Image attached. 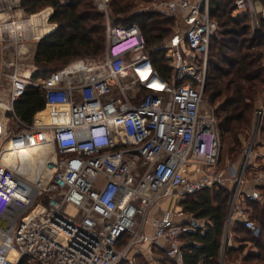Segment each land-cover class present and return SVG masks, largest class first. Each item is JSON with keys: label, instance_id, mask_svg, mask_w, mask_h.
Here are the masks:
<instances>
[{"label": "built area", "instance_id": "2783aa9c", "mask_svg": "<svg viewBox=\"0 0 264 264\" xmlns=\"http://www.w3.org/2000/svg\"><path fill=\"white\" fill-rule=\"evenodd\" d=\"M107 2L94 0L105 18L101 60L67 77L62 69L36 77L0 67V264H136L134 253L147 255L153 246L180 262L196 219L182 206L151 212L166 198L180 203L213 186L231 192L225 232L235 220L259 231L241 186L247 173L264 185V169H250L264 107L254 113L239 165L220 167L217 115L210 104L203 109L210 40L222 29L211 0L157 4L186 25L160 46L171 58L166 77L139 25L110 23ZM232 4V15L245 16L251 31L264 28V0ZM154 78L157 88L150 87ZM27 86L44 97L28 123L14 110ZM96 128L110 130L95 139ZM33 147L34 159L20 157ZM220 264L241 263L222 257Z\"/></svg>", "mask_w": 264, "mask_h": 264}, {"label": "trees", "instance_id": "16d2710c", "mask_svg": "<svg viewBox=\"0 0 264 264\" xmlns=\"http://www.w3.org/2000/svg\"><path fill=\"white\" fill-rule=\"evenodd\" d=\"M92 0H21L29 13L45 5L52 8L50 20L55 29L44 35L37 44L32 75L42 77L60 70L73 60L96 57L105 48V19ZM110 23L136 22L146 39L154 67L162 76H168L170 64L165 49L160 47L169 34L172 17L157 10H135L134 0H108ZM233 0H211V15L222 28L210 40L207 74L203 96L213 106L221 137L220 159L224 150L232 158L241 160L252 125V113L259 93L264 87V28L251 31L245 16H233ZM44 107L42 91L27 86L14 102L16 115L30 122L35 112ZM264 131V119L261 129ZM264 167V166H263ZM264 185L258 186L257 197H247L250 218L258 233L240 221L228 225L225 232L231 192L226 187H209L185 195L180 201L183 209L194 219L209 220L193 223V229L184 236L180 262L160 251V264H219L221 253L226 261L239 260L241 264H264ZM191 224V221L189 222ZM123 235L120 242L126 240ZM231 238V244H227ZM19 264H25L23 260Z\"/></svg>", "mask_w": 264, "mask_h": 264}, {"label": "rangeland", "instance_id": "374dc122", "mask_svg": "<svg viewBox=\"0 0 264 264\" xmlns=\"http://www.w3.org/2000/svg\"><path fill=\"white\" fill-rule=\"evenodd\" d=\"M61 1H66V0H61ZM160 1L162 0H134L135 3L134 9L141 11L157 10L158 12L164 13V15L166 16L172 17L173 22L171 24V30L169 34L161 42L163 44L170 39L171 35L175 31L177 30L182 31L186 27V25H184V22L181 19L180 14L170 16L166 14L164 11L158 9L157 4ZM96 9L102 13V11L99 10L97 7ZM39 13H45V17L43 16L45 19V26L43 30H47L46 32L42 31L41 24L38 23L36 25H33V23L31 22V17L33 16V14L35 15ZM51 13H52V8L49 5H45L41 7L39 10L29 13L25 11L21 6V0H0V67L5 72H10L15 70L26 72L30 70L33 71L34 69H36V65L34 62V54L38 41L44 35L53 31L56 27L55 23L50 20ZM105 43H106V39H105ZM102 56L103 54L96 57H83V58L75 59L72 62L79 60H88L91 62H97L98 60L102 59ZM208 57H209V52H208ZM167 60L170 62L171 58L169 57ZM209 104L210 103L208 102V100L204 97L203 109L205 110L209 109ZM255 105L256 107L252 113V124H253L255 111L259 109L261 106L264 107V87L261 89V92L259 93V98L256 101ZM260 129H258V132L253 135L256 154L253 157L252 161L256 162V164L264 166V131ZM251 132H252V125H251V129L248 132L249 136L247 138V141H243L242 143L244 144V147L247 146L249 138H253ZM238 158L233 159L232 152L224 150V152L222 153V157L220 159V167L225 166L227 164L239 163L241 160H238ZM242 158H243V153H242ZM262 195H264V193ZM172 200L173 199L169 200L167 207H172L173 205ZM142 253L144 254L145 252ZM143 254L140 253L138 255L137 257L138 260L136 259L138 264H149L150 259L147 258L149 259L148 262V260L145 258Z\"/></svg>", "mask_w": 264, "mask_h": 264}, {"label": "crops", "instance_id": "0c3cea01", "mask_svg": "<svg viewBox=\"0 0 264 264\" xmlns=\"http://www.w3.org/2000/svg\"><path fill=\"white\" fill-rule=\"evenodd\" d=\"M38 114H42V113H38ZM251 162H252V164L250 165V167H251L250 169H255V168L264 169L263 165L256 164V162H253V161H251ZM239 163H236L235 165H239ZM218 165L220 166V159H219V164ZM222 167H224V166H222ZM241 190H242L243 194H245V202L246 203H247V197H257L258 196V186L254 185V182L252 181V177L248 173L245 175V180H244L243 185L241 186ZM171 199H173L172 200L173 201L172 207H180L181 206V203H179L178 200H176L175 198H166V199L162 200L160 205L157 206L151 213H156L157 214L158 212H160V208H162V205H163V207H167V204H168L169 200H171ZM260 201H262V199H260ZM247 206H248V204H247ZM207 222H209V220H207V219L205 220L203 218H196V222L195 223L204 224V223H207ZM232 222H234V221H231L228 225L232 224ZM192 228H193V225H192ZM151 230L152 229H151V227L149 225L146 226V231L151 232ZM231 242H232V239L229 238L227 244H231ZM164 243L165 242H163L161 244H164ZM162 247L160 248V247L153 246L151 253H148L147 255L143 254L142 252H135L134 253V257H135V259H137L138 255L141 253V254H143L145 256L146 259L147 258L150 259V262H149V259H147L149 264H152V262L154 264V260L160 261V255L159 254H160V251L162 249H164V247L163 248ZM222 257H224L223 253H221L220 260H221ZM137 260H136V264H138ZM219 264H220V262H219Z\"/></svg>", "mask_w": 264, "mask_h": 264}, {"label": "bare ground", "instance_id": "6f19581e", "mask_svg": "<svg viewBox=\"0 0 264 264\" xmlns=\"http://www.w3.org/2000/svg\"><path fill=\"white\" fill-rule=\"evenodd\" d=\"M45 12V11H44ZM45 13H39V14H33V16L31 17V22L33 23V25L36 24H41L42 26V31L46 32L47 30H43L44 26H45ZM91 63H96V62H91L88 60H79V61H75L70 63L69 65H67L64 69H62L60 71V76L61 77H67L69 75V73H73V74H77L79 70L84 69L87 65L91 64ZM142 74H146V71L144 70ZM160 86V82L158 81L157 78H154L151 81V86L150 87H159ZM43 112V111H41ZM39 112V113H41ZM25 151V152H24ZM38 153V147H33L32 149H27V150H21L20 152V157H30L32 159H34L35 155H37Z\"/></svg>", "mask_w": 264, "mask_h": 264}, {"label": "clouds", "instance_id": "9594fccd", "mask_svg": "<svg viewBox=\"0 0 264 264\" xmlns=\"http://www.w3.org/2000/svg\"><path fill=\"white\" fill-rule=\"evenodd\" d=\"M108 129V128H107ZM110 129H108V130H105V132H103L102 131V129H98V128H96V129H94L93 131H92V134H93V137L95 138V139H98V138H100V136H103L104 134L105 135H108V131H109Z\"/></svg>", "mask_w": 264, "mask_h": 264}, {"label": "water", "instance_id": "95a60500", "mask_svg": "<svg viewBox=\"0 0 264 264\" xmlns=\"http://www.w3.org/2000/svg\"><path fill=\"white\" fill-rule=\"evenodd\" d=\"M140 53H136V55H139Z\"/></svg>", "mask_w": 264, "mask_h": 264}]
</instances>
